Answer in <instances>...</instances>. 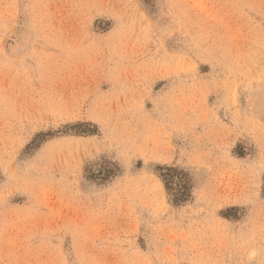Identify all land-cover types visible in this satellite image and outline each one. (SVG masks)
I'll return each mask as SVG.
<instances>
[{"label": "rangeland", "instance_id": "374dc122", "mask_svg": "<svg viewBox=\"0 0 264 264\" xmlns=\"http://www.w3.org/2000/svg\"><path fill=\"white\" fill-rule=\"evenodd\" d=\"M0 264H264V0H0Z\"/></svg>", "mask_w": 264, "mask_h": 264}]
</instances>
